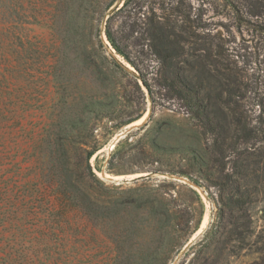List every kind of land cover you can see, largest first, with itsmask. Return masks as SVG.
Segmentation results:
<instances>
[{"label": "trees", "instance_id": "1", "mask_svg": "<svg viewBox=\"0 0 264 264\" xmlns=\"http://www.w3.org/2000/svg\"><path fill=\"white\" fill-rule=\"evenodd\" d=\"M55 1L59 4L65 0ZM118 1L78 0L80 8L74 17L69 3L72 35L79 39L69 38L68 42L87 50L98 75L110 72L116 77L118 70L128 77L124 87L128 102L121 105V115L141 109L140 100L146 94L155 104V93L165 91L179 100L195 120L204 145L182 152L177 158L179 165L174 154L163 161L169 173L188 178L200 187L203 180L217 191V197L210 192L209 196L218 206L219 220L212 231H207L204 249L187 264H225L230 259L229 251L240 250L242 243L255 236L251 211L260 196L264 199V98L258 102L261 113L254 125L235 99L241 88L238 79L223 67L214 45L200 39L199 27H192L190 14L180 5L172 6L168 15L163 8L154 6L153 0H125L117 6L106 19L105 36L116 55L135 73L114 57L111 62L117 70L106 67L108 58L102 53L105 44L101 27ZM124 13L133 20V28L139 25L147 53L160 64L156 78L141 68L117 35L114 19ZM258 13L260 10L248 15ZM237 17L240 23L251 22L239 11ZM94 27L101 52H96L94 37L87 33L88 28ZM81 95L80 99L64 98L63 106L59 105L60 119L51 123L36 141L33 166L40 195L34 201L38 203H31L36 240L31 250H23V258L28 260L34 254L40 264H75L66 241L69 230L80 226L74 222L80 216L111 242L112 264H173L202 226L206 209L200 194L188 185L177 188L166 181L159 186L143 183L128 188L106 184L96 172H102V167L96 166L95 170L90 160L101 148L93 144L97 142L94 132L98 121L112 119L110 115L116 108L112 103L105 104V112L102 99ZM130 107L132 112H128ZM140 118L123 121L117 129ZM117 152L109 160V174H121L115 161ZM259 238L262 244L253 250L252 264H264V230Z\"/></svg>", "mask_w": 264, "mask_h": 264}, {"label": "rangeland", "instance_id": "2", "mask_svg": "<svg viewBox=\"0 0 264 264\" xmlns=\"http://www.w3.org/2000/svg\"><path fill=\"white\" fill-rule=\"evenodd\" d=\"M153 1L154 6L163 8L166 15L174 5L187 10L194 22L192 27L198 26L199 33L205 37L200 39L214 45V53H220L223 67L230 69L228 71L238 79L241 88L236 91L235 99L241 111L254 125L258 124L261 113L258 102L264 98V0ZM123 2L125 0H119L117 5L122 6ZM55 3V0H0V264H40L34 254L28 260L23 258V250H31L36 240L31 203H38L34 201L40 194L35 185L38 179L33 154L40 135L60 119L57 118L59 105L63 106L64 98L80 99V94L85 96L87 93L91 98L102 99L105 112L108 110L105 104H114L116 111L111 113L112 119L99 115L102 119L96 126L97 142L93 144L101 148L90 160L94 169L102 167L100 173L95 170L109 185H117L113 179L121 177L133 180L122 183L124 188L143 183L159 186L164 181L173 182L177 188L190 186L188 178L181 177L186 182L177 181L180 176L169 173L163 160L174 154L178 164L177 158L182 152L199 149L205 143L192 116L179 100L165 91L155 90L158 92L155 93V104L146 94L145 99L140 100L141 109L132 112L130 107L128 112L132 113L121 115L120 111L124 109L121 105L128 102L124 87L129 79L113 66L112 57L132 73L135 70L116 55L103 32V21L105 48L102 53L108 58L106 67L114 68L118 73L116 77L110 72L98 75L87 50L79 49L75 42H68L69 38L79 39L72 35V23L67 14L70 3L73 17L77 15L78 0ZM257 10H260L258 16L248 15ZM238 11L251 22L240 23ZM132 21L126 13L119 14L114 19V28L132 58L150 73L151 78H156L160 64L154 55L147 53L141 29L139 25L133 28ZM87 33H92L95 50L101 52L95 27L88 28ZM130 89L133 90L131 84ZM137 116H141L140 120L117 129L123 121ZM121 132L126 134L125 137L111 150ZM118 150L115 161L121 174H109V160ZM200 183L203 186L197 185L199 189H195L205 204L206 214L199 230L204 229V232L192 244L190 242L197 233L191 238L173 264H187L200 253L208 237L207 231H212L219 220L218 206L209 196L210 192L217 197V191L203 180ZM260 199L251 211L255 236L242 243L240 250L229 251L230 259L225 264L253 263L255 255L252 252L262 244L259 237L264 230V199L261 196ZM21 213L28 216L22 218ZM210 216L212 221L205 229ZM74 222L80 226L69 230L66 241L70 243L68 250L72 251L73 263L112 264L111 242L80 216H76ZM257 240L258 244L255 243Z\"/></svg>", "mask_w": 264, "mask_h": 264}, {"label": "water", "instance_id": "3", "mask_svg": "<svg viewBox=\"0 0 264 264\" xmlns=\"http://www.w3.org/2000/svg\"><path fill=\"white\" fill-rule=\"evenodd\" d=\"M123 3H124V2H123ZM117 6H120V5H117V4H116V6H115L114 8H112V9L108 12V14H107V16H106V18H105V20H104V21H105L104 24H106V19L108 18V16L112 13V11H113ZM104 27H105V26H104ZM103 32H104V34H105V31H104V30H103ZM106 39H107V38H106ZM107 41H108V40H107ZM139 78H140V77H139ZM125 135H126V134H125L124 132H121V133L116 137L115 142L113 143V146H112V149H111V150L115 149L116 144H117L120 140H122V139L125 137ZM137 179H138V178H137ZM176 180L179 181V182H186L185 179H183V178H181V177L176 178ZM113 181H114L117 185H121V184L124 183V182L129 183V182H131V181H133V180H124V179L121 178V177H114ZM188 184H189L191 187H193V188L199 189V187H198L197 185H195L194 183L190 182L189 180H188ZM211 221H212V216H210L209 222H208V224L206 225L205 229L208 228V226L210 225ZM203 232H204V229L201 230V231H199V232L196 234V236L193 238L192 242H190V244H192L193 241H195V240H196V239H197V238H198Z\"/></svg>", "mask_w": 264, "mask_h": 264}, {"label": "bare ground", "instance_id": "4", "mask_svg": "<svg viewBox=\"0 0 264 264\" xmlns=\"http://www.w3.org/2000/svg\"><path fill=\"white\" fill-rule=\"evenodd\" d=\"M115 142V141H114Z\"/></svg>", "mask_w": 264, "mask_h": 264}]
</instances>
